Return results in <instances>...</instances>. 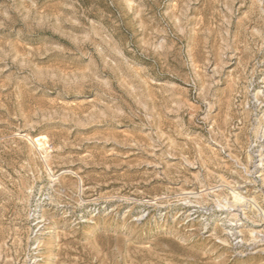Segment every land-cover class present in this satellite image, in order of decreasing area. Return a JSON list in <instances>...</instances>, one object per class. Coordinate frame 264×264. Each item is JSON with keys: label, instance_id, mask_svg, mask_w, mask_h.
<instances>
[{"label": "rangeland", "instance_id": "rangeland-1", "mask_svg": "<svg viewBox=\"0 0 264 264\" xmlns=\"http://www.w3.org/2000/svg\"><path fill=\"white\" fill-rule=\"evenodd\" d=\"M0 264H264V0H0Z\"/></svg>", "mask_w": 264, "mask_h": 264}, {"label": "bare ground", "instance_id": "bare-ground-1", "mask_svg": "<svg viewBox=\"0 0 264 264\" xmlns=\"http://www.w3.org/2000/svg\"><path fill=\"white\" fill-rule=\"evenodd\" d=\"M43 138V136H40L36 139V141H40Z\"/></svg>", "mask_w": 264, "mask_h": 264}]
</instances>
